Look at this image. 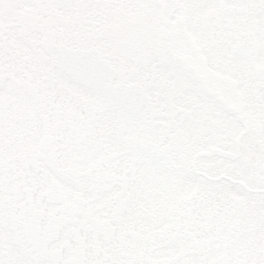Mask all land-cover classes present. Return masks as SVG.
Returning a JSON list of instances; mask_svg holds the SVG:
<instances>
[{
  "label": "snow or ice",
  "instance_id": "obj_1",
  "mask_svg": "<svg viewBox=\"0 0 264 264\" xmlns=\"http://www.w3.org/2000/svg\"><path fill=\"white\" fill-rule=\"evenodd\" d=\"M0 264H264V0H0Z\"/></svg>",
  "mask_w": 264,
  "mask_h": 264
}]
</instances>
